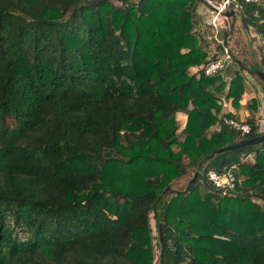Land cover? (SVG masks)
Masks as SVG:
<instances>
[{"label": "trees", "instance_id": "1", "mask_svg": "<svg viewBox=\"0 0 264 264\" xmlns=\"http://www.w3.org/2000/svg\"><path fill=\"white\" fill-rule=\"evenodd\" d=\"M201 1L0 0V264H264V140L218 167L237 164L225 194L204 175L261 133L209 130L244 71L264 86V46L237 57L228 37V82L190 72L209 60ZM238 4L230 37L264 38V4Z\"/></svg>", "mask_w": 264, "mask_h": 264}, {"label": "built area", "instance_id": "2", "mask_svg": "<svg viewBox=\"0 0 264 264\" xmlns=\"http://www.w3.org/2000/svg\"><path fill=\"white\" fill-rule=\"evenodd\" d=\"M244 2H255L261 3L262 0H243ZM234 7L242 9L241 5L238 4V0H219L215 2L213 0H202L196 6L194 14L206 22L212 31L210 45L207 53L209 60L196 67L194 72L203 71L205 75H214L219 73L223 80L228 82L232 75L224 71V67L232 60L227 41L219 37V32L224 28H229V18L231 15L228 11H234ZM209 41V40H208ZM250 73L244 71V78L248 79ZM255 124L258 126V132L264 131V118L255 117ZM220 129L222 124L229 125L230 127L240 131L242 134L249 133L251 131V124L240 118H236L228 115H221L218 121ZM237 167L236 163H232L230 166H225L223 170L208 167L205 170V177L207 182L214 188L218 189L222 194H225L229 189L234 188L235 174L233 169Z\"/></svg>", "mask_w": 264, "mask_h": 264}, {"label": "crops", "instance_id": "3", "mask_svg": "<svg viewBox=\"0 0 264 264\" xmlns=\"http://www.w3.org/2000/svg\"><path fill=\"white\" fill-rule=\"evenodd\" d=\"M207 29H211L210 26L204 22L202 19L197 20L196 24V30H201V33H204L205 27ZM230 29V23L229 28ZM251 35H254L253 33H250ZM204 39H206V50H208V47L210 45V35L203 36ZM209 40V41H208ZM195 66H191L189 68L190 72H194L196 69ZM239 68V65L236 62H233L232 65H229L227 69V73H230L233 75V71ZM244 82V91L242 95L238 99V104L236 105L233 102V97L229 96L226 97L225 93L227 91V88H225L221 93H219L220 99H221V105H222V112H231L234 114L235 117L246 120L248 117H262L264 118V88L261 86V84L254 78L251 74L248 76V79L243 80ZM254 99H256V104L254 106ZM187 120V114L184 111H178L176 114V121L178 125V132H180L186 124ZM219 123L218 121L214 123L211 127L209 132L218 130ZM227 151H222L220 153H217L207 164L212 166L221 167L224 166L226 163L231 162L234 160L238 155L241 154V150H232V153H226ZM251 154H249L248 159L251 158ZM189 178V174H184L182 177L178 178L174 181L170 187L175 188L176 186H183L184 184V178ZM183 180V181H182ZM182 181V182H181ZM188 181V179L186 180ZM186 183V182H185Z\"/></svg>", "mask_w": 264, "mask_h": 264}, {"label": "rangeland", "instance_id": "4", "mask_svg": "<svg viewBox=\"0 0 264 264\" xmlns=\"http://www.w3.org/2000/svg\"><path fill=\"white\" fill-rule=\"evenodd\" d=\"M213 1L218 2L219 0H213ZM261 4H264V0H262ZM235 14L237 15V17L239 19V16H238L239 12H238V9H236V8H235ZM194 17L196 18V20H199L198 16L194 15ZM230 18H232V17H230ZM230 18H229V23H231V20H232V19L230 20ZM207 27L208 26L205 27L204 33H201V30H196L197 27H195V30L194 31L197 32L198 34H200L201 36L211 35V39H213L215 41L214 36H212V34H211L212 33L211 29L209 30V29H207ZM233 28L234 27H232V29ZM237 30L235 32H233V36L231 38L230 37V29H228L226 27V28L222 29L219 32V37L225 39L226 41H227V38L229 37L230 40H231V42H232V45L233 44H236V41L239 42L238 43L239 46L237 45L238 46L237 47V54H238L237 57H239V56L242 57L243 56V54L245 53V50L243 51V48H245V47L247 48L248 47L247 43H249L250 45H252V47H253V49H254V51H255L256 54H259L260 48H262V46H264V38L261 35H259V34H257V35L256 34L255 35H251L248 32L246 33L240 27H238ZM226 31H227V34L224 35V33H226ZM233 62L234 61H233V58H232V60L229 61L228 64L229 65H232ZM253 77L255 78V76H253ZM259 83L261 84V82H259ZM261 86L264 87L263 84H261ZM226 153H232V150L227 151ZM253 157H254V155H252L251 158H249V160H253ZM208 167H213L215 169H219L217 166H212V165H207V168ZM244 177L245 176H239V179H243ZM187 179L188 178L186 177V178L183 179L184 181L182 180L184 182V184H185V182H187L186 181ZM205 190L206 189L204 187H201V193H205ZM255 199L258 200L260 203H263V201L260 198H255Z\"/></svg>", "mask_w": 264, "mask_h": 264}, {"label": "water", "instance_id": "5", "mask_svg": "<svg viewBox=\"0 0 264 264\" xmlns=\"http://www.w3.org/2000/svg\"><path fill=\"white\" fill-rule=\"evenodd\" d=\"M232 10L228 11V14L231 15L232 14ZM257 75L260 77V79L263 81L264 83V71L262 70H257L256 71ZM264 140V131L253 136V137H248V138H245V139H241L239 141H236V142H233L231 144H228V145H225V146H222L218 149H216L214 152L210 153V155H213V154H216V153H220L222 151H226V150H232V149H236V148H239V147H243V146H247V145H252V144H255V143H258L260 141ZM198 171L199 169H196L191 180H193L197 174H198ZM170 188V186H167L164 190V192L166 190H168ZM159 235L161 236V229L159 230Z\"/></svg>", "mask_w": 264, "mask_h": 264}]
</instances>
